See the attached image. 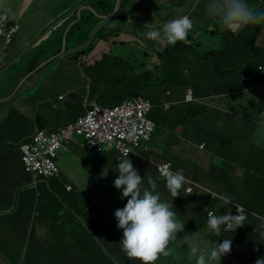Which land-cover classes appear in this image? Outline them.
Returning <instances> with one entry per match:
<instances>
[{
	"label": "crops",
	"instance_id": "1",
	"mask_svg": "<svg viewBox=\"0 0 264 264\" xmlns=\"http://www.w3.org/2000/svg\"><path fill=\"white\" fill-rule=\"evenodd\" d=\"M208 2L209 0H145L143 3L145 5L142 7L124 5V10H122L126 15L124 21L118 19L110 21V17L104 19L101 16L89 15L88 9L91 11L90 7H92L101 15H108L111 12L108 13L109 11L105 10L112 6V0H0V8L10 15L11 20L18 21L21 25L19 33L10 43H7L0 35V138L7 140L9 147L16 146L30 136L38 126L46 128L51 125V129H57L71 123L78 115L86 112L94 102L100 101L102 104L114 105L139 92L143 94L142 90L147 83L145 76L150 78L148 82L159 80L160 77L165 76L167 68L171 77L167 87H170L172 83H179L186 86L187 89L179 90L176 93L170 90L165 92L163 97L166 110L176 106L174 114L179 116L181 112L184 116L189 117L190 127L197 129V124L192 118L201 113L204 105L202 100L209 101L212 105V108H210L211 106L209 108L217 117V121L225 120L228 117L227 123L232 126L240 127L243 123L251 124V129L254 131L251 138L264 145V123H257L258 115L244 111L247 116L249 113L248 118L244 121H239L238 118V114L241 112L239 110L248 107L259 108L257 99H264V76H260L257 72V66L263 64L264 56L259 61H255L260 64L255 63L243 71L244 61L241 56L238 57L234 44L237 46L242 43L241 36L246 35L245 27L247 26L237 33L225 30L216 19L206 14L205 5ZM176 3L182 6V9H170ZM166 8L167 11L163 12ZM85 10L84 14L90 17V22L85 21L80 30L72 31L73 25L81 20V13ZM185 15H188L195 25L191 37H189L190 40L186 42H190L189 45L178 48L177 45H169L166 41L159 40L143 46L142 42L146 39L144 33L153 27L160 28L165 22ZM260 26L258 45L264 49V22ZM229 37H232L234 42L229 40ZM64 43L65 50H71L70 53L66 55L63 53L50 59V56L59 54L56 50L59 47L63 48ZM83 48L84 53L81 54L80 50ZM74 53L83 55L85 58L80 59ZM105 53L117 60L121 55L122 62L127 65L134 64L132 70L135 72V76L141 78L139 86L125 85V89L120 95L99 87L102 80L98 79L97 69H109L108 56ZM56 58H58L57 65L53 67L49 62ZM141 59H152L153 62L150 60L152 68L157 70H150L149 67L141 64ZM31 66L37 67L29 70ZM148 87L151 89V86ZM189 90H192L195 96V100L191 102L186 100ZM61 95L64 97L60 98ZM207 95H211L212 99H207L209 98ZM252 97H255L256 101L253 104H248L247 101ZM161 103L162 101H157L151 104L148 112L150 118L154 105L157 106ZM185 103H189L188 107ZM167 104H171V108H167ZM193 107L196 109L195 111L191 110ZM8 111L9 113H7ZM155 122L157 130L162 127L158 121L155 120ZM185 129L183 127L179 129L182 136L177 137L172 147L180 145L181 140L186 136ZM179 133H175V135H179ZM210 138L217 139L215 135L207 136L209 143ZM189 139L192 142H197L193 137H189ZM150 143L147 145L142 143L138 147L144 158L159 163L169 159L165 153L152 150ZM255 145L264 161V152L259 150L257 144ZM240 146L227 145L221 157H218L216 156L218 144L211 147L210 143V149L207 152L221 160H225L222 158H245V152L239 150ZM78 147L74 141L66 142L58 159L61 170L64 171L68 168L72 175H76L75 167L61 158H81L76 154ZM84 157L91 158L89 151ZM128 157L141 158L140 155ZM206 159L209 161V158ZM139 160L133 161L140 163ZM79 161L85 167L90 168L87 164L88 159ZM144 168L147 173L145 171L143 178H146L147 182V178L152 177L154 173L152 170L154 167L148 169V166H145ZM135 169L140 170V168ZM21 170L22 163L19 158L0 159V200L6 204L12 201V208L15 207L18 200V190L22 187L20 183L23 178L19 174ZM104 170H107L108 174L112 173L105 165L100 170V179L103 182H105ZM96 176L99 177V175ZM16 184L18 187L12 188ZM106 184L110 187L114 202L115 192L118 191L121 194L123 190H116L108 181ZM50 191L55 196L59 195L55 191ZM27 193H23L21 197L26 196ZM41 199L42 201L38 203L39 213L47 230L52 236L55 234L54 238L57 239L66 235L67 227L60 219L53 218L48 209V204L52 199L45 194L40 197ZM209 199L212 200L211 197ZM104 201L105 199L95 202L102 204ZM20 206L19 215L15 214V217L11 216L6 219L0 215V231L3 228L1 222L9 227L13 225L18 229L17 238L24 245L28 232L23 227L26 218L24 211L28 207L27 200L23 199ZM83 206L84 211L89 209L86 203ZM103 209V211L107 210L104 207ZM197 217H200L199 210L196 211L193 221L189 222L191 237L197 233L201 234L202 227ZM249 223V220L245 219L243 225L235 232L251 229L248 226ZM94 224L100 225L98 222ZM56 225L59 226L60 231H55ZM97 233L101 235L102 241L106 237L109 238L108 241L110 238L114 239L109 228L97 231ZM4 240V235L0 232V264H13L4 256V252L10 257L20 258L22 261L26 251L24 250L18 257L15 252L16 242L13 241L12 247L7 249L3 245ZM191 247L194 246L191 245ZM174 251V248H171L168 256H159L163 264L168 262L167 260L171 258L172 254L174 255ZM27 258L30 263L31 259ZM189 259L192 264V257L190 256ZM185 262L189 263L187 256Z\"/></svg>",
	"mask_w": 264,
	"mask_h": 264
},
{
	"label": "rangeland",
	"instance_id": "2",
	"mask_svg": "<svg viewBox=\"0 0 264 264\" xmlns=\"http://www.w3.org/2000/svg\"><path fill=\"white\" fill-rule=\"evenodd\" d=\"M117 1L118 0H116V3ZM144 5L145 4L141 2L138 3V6L140 7ZM170 9L180 10L182 9V6L176 3L175 5L171 6ZM166 11L167 8L163 10V12ZM98 14L102 16L100 13ZM190 35L191 31L188 34L187 41L190 40ZM153 42L154 41L152 40L145 39L142 44L144 46ZM50 53L51 51L49 52V54ZM61 53L53 55L52 57L50 56L49 58L53 59L56 56H59ZM74 54L80 59L84 58L83 55H80L78 53ZM112 54L113 56H115L114 53ZM105 55L108 56L107 65L109 69H97L98 79L102 80V82L99 83V87H101L103 90L112 91L116 95H120L125 89V85L139 86L141 78L140 76H135V72L132 70L134 64L130 63L127 65L122 62L121 55L118 56L119 60L111 57L108 53H105ZM135 55L136 53L134 54V56ZM57 59L58 58L52 60V62H49V64L54 67L55 65H57ZM150 60L152 61V59ZM150 60L141 59L140 63L145 65L146 67H149L150 70H154L155 68H152L153 61L151 62ZM243 71H246L245 67L243 68ZM257 72L258 74H260V76H264L263 70H257ZM169 73L170 72H168V69L166 68L165 76L160 77L159 80H152L150 82H148L150 78H148L147 75L145 76L147 88L145 89V91L143 89V93L150 98L151 102L162 101L161 104L157 106L154 105L151 112V118L158 121L162 125V127H160L156 131L153 140L150 143V148L152 150L155 149L159 152L165 153V156L169 158L168 160L172 159L174 161V166L177 170H182L183 173L194 178H200V181H204L213 191L217 192L218 194L223 196L226 194H231L238 199L250 200L252 203L251 206L243 204L245 205L247 212L264 216V164L263 160L261 159V153H259V151L257 152V147L255 144H257L259 150L263 152L264 145L262 142H256L251 138L252 134L254 133V131L251 129L252 125L243 123L240 127L232 126L227 123L228 117L225 120L222 119V121L217 122V117L211 112L210 108L208 107L206 110L202 109L201 113L198 116H194L192 118L197 124V129L190 127L189 117L184 116L181 112L179 113V116H176L174 114V108L176 106L172 107L169 110L165 109V98L163 97L165 95V92L167 93V91L170 90L176 93L179 90L187 89L186 86L179 83H172L170 87H167L169 79L171 78ZM125 76L130 78L127 79ZM148 86H151V89ZM255 101V97H252L247 101V103L253 104ZM257 101L259 104V109L263 110L264 99L260 98L257 99ZM99 103L101 102L99 101ZM185 104L188 107L189 103ZM190 105L193 106L194 104ZM204 106L205 104L203 105V108ZM239 120L243 119L239 118ZM181 127L186 128V138L184 139V141L181 140L178 147H172V144L177 140V137L182 136L179 133V129ZM46 128L51 129L52 126L48 125L46 126ZM175 133H179V135H175ZM210 135H215L217 137L216 140L214 138H210L211 147L214 144H218L219 148L216 150V156L221 157L223 152L226 150L227 145L233 144L235 146L241 145L239 147V150L245 152V158H222L225 160L215 158V156H213L210 152H207L210 149V143L207 140V136L210 137ZM189 137H193L197 140V142H190ZM76 139L79 144L84 142V139L81 136H76ZM183 142L185 143V145L183 144ZM202 143H206L207 147H201ZM87 153L88 149L86 145L83 147L79 146L78 152L76 154L81 158H61L62 160H66L67 163L72 164L75 167L76 175H72L68 168L63 171L60 167V171L55 178L39 181L40 192L45 194V192L47 193L48 190H52L53 192L55 191V193L57 192L59 194L57 196L59 200L61 198L67 203L78 202L80 204L86 203V201L89 199L95 201H101L105 199V201L100 205L107 209L106 211H104V214H106L108 219L105 221V223H101L99 226L93 224V228L98 232L109 228L111 234L115 235L113 226L115 224L116 226L118 225V220L115 217V211L117 209L123 208L126 205L128 198H122L121 193L119 196L114 198L113 202L110 187H108L106 184L109 180L110 174L107 173V170H104L105 172L103 174V178L106 182L105 183L100 179V170L103 169V167H105L106 165L107 169L109 171L112 170V173L118 177L119 173L116 170V165H118L119 163L118 157H122V155L116 151L112 152L109 148H107L106 155H93L94 158H91L92 163L90 161L87 162L90 168H87L79 161H84L85 159H87L84 157ZM206 158H209V161ZM259 159H261L262 161H260ZM132 162L134 168H140V170L138 171V173L140 174L142 169L141 163L135 161ZM95 174L99 175V177ZM67 184L71 185V193H68V191H66ZM157 184L159 185L160 182H158ZM238 184L242 186L244 196H242L237 191ZM141 188H148L149 190H151L145 179H143ZM115 194L117 193L115 192ZM39 199V197L36 198L37 203H40L42 201V199ZM188 200L189 197L185 195L183 201L186 202ZM10 202L11 201H9V203ZM204 202L208 203L206 207L216 204L218 207L217 212H219L218 216L227 214V212L221 210L220 200L205 199ZM96 203L99 204V202ZM186 203V211L183 214L182 218L187 219V221L190 222L194 218V215L196 213L195 205L189 202ZM58 210L60 211V214H62L60 206H58L56 211ZM37 211L40 212V206L37 208ZM86 212L87 211H83L82 213ZM205 214L206 217L200 216L197 217V219L201 221L204 220L207 223L208 213L206 212ZM67 218L72 219V215L67 214ZM260 223L261 220H259L257 217H254L250 220L248 226L251 227V230H254L260 226ZM1 224L3 228L0 232L3 233L5 238V240L3 241L4 247L7 249L12 247V242L15 241V252L18 257L21 256L24 250H28L29 253H39L40 251H45L47 255H49L51 251L47 246H49L50 244H55V234L53 236L51 235L49 230H47V228L45 227L43 219L40 216H36L32 219L30 227L28 228V233L26 235V243L24 245L21 244V242L17 238V230L9 227L4 222H1ZM65 227H67V229L65 230V233H67L70 228H68V226L66 225ZM223 229L224 226H222L221 228V234L216 235L208 228L202 234H194L191 239H188L186 243L182 244L186 247L192 245L202 250H210L212 246L219 244V240H224L229 237L230 232L224 231ZM55 231H60L58 225H56ZM69 239L72 240L73 237L69 236ZM261 239H264V235L261 236ZM103 240L104 241H98V243L108 252H112L119 246L118 244L116 245V247L108 249L109 245H114V239H112L111 243L108 241L109 238L107 237L103 238ZM41 242H44L46 246L41 245ZM257 243L258 238L256 236H253L250 233L249 229L248 232L244 233L243 240L238 242V244H240L241 246H245V251H243L241 255L254 249L257 246ZM192 264H196V257H193ZM212 264H219V261H213ZM220 264H243V262L240 260V258L235 257V255H232L229 252L225 255H222Z\"/></svg>",
	"mask_w": 264,
	"mask_h": 264
},
{
	"label": "clouds",
	"instance_id": "3",
	"mask_svg": "<svg viewBox=\"0 0 264 264\" xmlns=\"http://www.w3.org/2000/svg\"><path fill=\"white\" fill-rule=\"evenodd\" d=\"M91 8L92 7H90V9ZM92 9L91 10L93 12L95 11L94 13L97 16H100L94 8ZM205 11L209 17L216 19L225 30H229L233 33H237L240 29H242L247 25L261 24L262 22H264V10L253 9L252 7L249 6L247 0H209V2L205 5ZM111 15H109L108 17H103V16L101 17L105 19L111 17ZM8 24L9 23L7 22L8 27L13 25V24L8 25ZM193 26L195 28L193 21L190 19L188 15H185L165 22L160 28H155V27L151 28L149 31L144 33V36L146 39L152 41L164 40L169 45H175L177 42L179 43V41L186 43L189 32L190 31L192 32L194 30ZM80 53L81 54L84 53V48L80 50ZM240 56L243 58L244 61V64L242 66L243 68L244 67L246 68V67H252L255 63L260 64L259 62H255V61H259V59L264 55L259 53L255 54L253 52L252 54H250L249 57H247V54L244 53H240L238 57ZM257 70L264 71V64H260L259 67L257 66ZM139 95H142L144 98L148 99L150 103H153L148 97L144 96L140 92L133 96H129L126 99L114 105H107L99 102H94V103L103 107L113 108L117 105H121L123 102L127 100H130L132 97H137ZM63 97L64 95L60 96V98ZM186 100L188 102L195 100V96L192 90L188 91ZM94 103H92L87 108V110L91 108ZM203 103L206 104L205 102ZM166 107L171 108V104H167ZM86 112H84L83 114H85ZM83 114L78 115L75 118V120L72 121L71 123L58 127L57 129H51L50 131L47 130V132H45L46 128L38 126L34 130V132H32V134L27 137V140L25 139L24 141L21 142V144L19 143L20 151H21V145L25 142H28V140H32L33 136L39 130H43L47 134L58 131L61 128L74 124L77 121V118ZM257 115H258L256 118L257 123L258 122L264 123V119L262 118L264 116H261L260 114ZM156 130H157V123L155 125L154 131L156 132ZM135 135H136L135 129H132L128 132L127 138L130 141H134ZM76 136H80V135H75L72 138L66 139L62 142V147L59 149V156L56 158L59 171H60V165L58 159L60 157V153L64 149L66 141L70 139H76ZM152 138L148 141H144V143L147 145L152 141ZM185 138L186 136H184V139ZM84 142L86 143L85 140ZM190 142L192 141L190 140ZM138 147H135V150L130 155L128 151H125L123 155L121 154L122 157H118L119 163L118 165H116V170L118 171L119 175L117 177L116 175L113 174L110 176V179L108 180L109 184L112 187H114L116 190L118 189L123 190L122 198H128L126 205L123 208L117 209L115 211V217L118 220L117 227L123 229L122 230L123 237L121 239L122 251H124L130 259H139L142 261V264H154V262L159 258L160 255L168 256L170 254V249L174 248L175 250L174 255L179 251L180 252L183 251L185 253L188 252L190 253L191 257H196V264H212L213 261H217V260L219 261L220 264V259L222 255H225L229 252L232 255H235V257L240 258L243 264H264V255H262L264 254L263 252L264 248L260 249L256 246L251 251H248L243 255H241V253L245 251V246L244 245L241 246L240 244H238V242L243 240V235L245 232H248V230H241L238 232H235V230L240 226H242L243 221L246 219L245 213L247 212V210L245 208V205L243 204L238 205L235 213L228 211L227 214H223L219 216L218 214L215 215V213L218 210L210 208V205L208 207H205L206 205H208V203L204 202V200L209 199L210 197L212 199L218 198L217 200H220V206L222 210L224 207L226 208L225 204L231 203L229 197L220 195L217 192L213 191L204 181H200V178H194L192 176L183 173L182 170H177L174 166L173 160H167L165 162L159 163L152 159L144 158L141 152L139 151ZM201 147L206 148L207 147L206 143H202ZM87 149H89V147H87ZM112 149L116 151L113 147ZM99 151L101 153H104V151H101L100 149ZM139 155L141 156V158H138L140 159L139 162L142 165L141 170H145L144 168L145 166H148V168L155 166L156 171L161 175L156 179H153L151 176L147 178V183L150 186L151 190H149L148 188H144V189L141 188L144 179L143 176L145 173L140 172L139 174L138 170L134 168L133 162L131 161V160H136V158L129 159L128 157V156L133 157ZM21 163L23 164L24 167L22 157H21ZM162 164H170L171 171L169 170H164L163 172L160 171L159 165ZM160 178H163L166 183L158 187L156 180ZM40 180H46V179L43 177H39L34 181L32 177V181H33L32 184L35 187H37L40 184L39 183ZM66 189L68 191L72 189L71 185H67ZM27 190H28L27 187L25 188L21 187V189L18 190V194H17L18 199L21 198V195L23 193H26ZM116 193L117 194H115V197L120 195L118 191ZM185 195L189 197V200L186 202L194 204L195 210L196 211L199 210L200 215H202L200 213L201 209L203 207L206 208V212L208 213L207 227L212 232H214L216 235H220L221 228L222 226H224L223 230L230 232L229 237L224 240H219V244L212 246L210 250L209 249L202 250L197 247H191V246L186 247L185 245H183L182 243H186L188 239L192 238L191 237L192 232H191V228L189 227V222L187 221V219L182 218L183 214L186 211V204H187L185 201H183ZM20 203L21 201L18 202L17 200L14 208H12L11 205L9 208H6L8 210L0 211V215L1 216L7 215V217H11V216L15 217V213H14L15 210H16V214L19 215V210L21 208ZM201 203L203 204L207 203V204L202 205ZM24 215L26 217L24 224H27L29 220L32 221L34 217L40 216L39 212L37 211V207L33 209V206L29 204L28 207L26 208V211H24ZM254 215L261 217L263 219L259 227H257L254 230L250 229V233L253 236H256L259 241L261 240V236L264 235V216L259 214H254ZM246 220H249L250 222L251 219H246ZM99 224H101V222ZM85 227L87 229L92 230L97 243L98 241H102L101 235H99L93 227H92L93 229L89 225H85ZM208 228L202 229L201 234L204 231H206ZM4 256L7 259H9L10 262L13 264H23L24 259L21 261L20 258L17 259V257H10L6 252H4ZM247 258H251V259L247 260ZM13 259H17V260H13ZM169 259L171 260V258ZM255 259H257V261Z\"/></svg>",
	"mask_w": 264,
	"mask_h": 264
},
{
	"label": "trees",
	"instance_id": "4",
	"mask_svg": "<svg viewBox=\"0 0 264 264\" xmlns=\"http://www.w3.org/2000/svg\"><path fill=\"white\" fill-rule=\"evenodd\" d=\"M112 1H113L112 6H109L108 9L105 10V11H109L108 13H110L113 10V7L115 6L116 0H112ZM139 2L144 3L145 0H121L118 11L115 14L111 15L110 21H114L116 19L124 21L126 19V15H125V12L122 11V10H124L123 6L124 5H136L137 6ZM247 3L253 9L264 10V0H247ZM84 12H86V10L81 13V20H79L78 22H76L73 25L72 31L77 30V29L80 30L85 21L90 22V17L85 16ZM88 12H89V15L91 14L92 16H97L94 12H92V10L90 11L88 9ZM0 18L5 19L9 23L8 25L18 24V30L14 33V35L11 39V41H13V38L20 31V28H21L20 23L17 21L11 20L10 15L2 8H0ZM245 28H246L245 30H247V33H246V35L243 34V36H241L242 39L240 41L242 43L238 44L237 46L234 44V49L238 52V55L240 53H244V54H247V57H249L250 54H252L253 52L255 54L256 53L263 54L264 49H261L260 48L261 46L258 45V41L260 39V28H261L260 24H250V25H247V27H245ZM237 35H239V34H237ZM68 37H69V35L67 34V38ZM189 37H191V36H189ZM229 40H232L234 42L232 37H229ZM10 42H7V43H10ZM179 43L175 44V46L177 45L178 48H179V46H186V45L190 44V43H185V42H180V41H179ZM57 51L59 53L62 52V48L59 47L56 50V52ZM70 51L71 50H64L61 54L64 53V55H66L67 53H70ZM35 67H37V66H31L29 68V70H33ZM145 87H146V85H145ZM142 92H143V90H142ZM143 95L148 97L144 93H143ZM207 97H209V98H207L209 100L212 99L211 95H207ZM203 102L206 103L203 109L206 110L210 106H211L210 108H212V105L209 101H203ZM191 110L195 111L196 109L193 107ZM239 111H241V112L238 114V118H241L243 120H246L248 118V116L244 114V111L252 112L254 115H257L259 113L261 116H264V110L256 108V107H248L247 109L239 110ZM7 113H9V111ZM262 118L264 119V117H262ZM243 120H239V121H243ZM228 121H229V118H228ZM47 130L50 131L51 129H46L45 132H47ZM154 135H155V131L153 132V137H154ZM26 140H27V138H26ZM6 141L7 140L0 138V153H1L0 159L19 158L21 160V157H22V153L20 151V144L21 143L16 145V146L14 145V146L9 147V144ZM69 141H74L78 146H81V147L86 145L85 142L79 144L77 139H70L66 142H69ZM101 146L104 149V153H101L99 151L98 147L96 146V147H92V148L88 149L89 156L91 158H94L93 155L104 156V155H106V149L107 148H109L112 152L114 151L108 143L101 144ZM91 158H87V159L90 162H92ZM136 159H138V158H136ZM170 160H172V159H170ZM259 160L262 161L261 159H259ZM263 164H264V161H263ZM148 169H152V168L149 167ZM152 170L154 171L153 174L151 173L153 179H156L157 177L161 176L156 171L155 166H154V169H152ZM145 171L146 170H144V171L141 170V172H144V173H145ZM146 173H147V171H146ZM19 174H21V176L23 178L21 180L20 186H22V188L27 187L28 190L26 192H28V193L26 196L19 198L18 202L22 201L23 199H26L27 203L29 205L33 206V209L35 207L38 208L39 202L37 203L36 198H38V197L40 198L41 196L44 195L42 192H40L39 185L37 187H35L32 184L33 183L32 177L30 174H28L25 171L23 164H22V170L19 172ZM111 175H113V173H111L109 175V177ZM156 182L157 183L160 182L158 187H160L166 183L163 178L157 179ZM17 187H18V185L16 184L12 188H17ZM237 191L242 196H244V194H243L244 191L242 190V186L240 184L237 185ZM68 193H71V191ZM45 195L52 199V201L49 202V204H48V209L50 210L51 216L53 218L60 219L64 223V225H66V226H68V228H70V230L66 233L65 236H61L58 239L55 238V240H54L55 244H50L49 246H47L48 249L51 251L49 255H47V253L45 251H40L39 253H29L27 250L25 258L23 260V264H53V263H56V264H142L141 260L130 259L127 256V254L124 251H122L121 239L123 237V231L120 228H118L116 226V224L113 226L114 233H115V235H113L114 245L112 246V245L108 244L109 245L108 249H112V248L116 247V245H118V244H119V246L117 247V249L113 250L112 252H108L102 246H100L96 242L92 230L87 229L85 227V225H89L92 228L93 223H96V222L105 223V221L108 219V217L106 216V214H104V211H103L104 209H103L102 205L97 204L95 201H92L91 199H89L86 201L87 206L89 207V210H86L87 211L86 213H82L84 211V206H83L84 203H80V204L78 202L67 203L61 198H60V200H61L60 201L59 198L57 196H55V194L52 193L50 190H48L47 193L45 192ZM224 196H228L231 200V203L225 204L226 208L224 207L222 209L225 212L229 211V212L235 213L237 206L240 204H245L247 206L252 205L251 201L247 200V199H238L231 194H226ZM11 204H12V201L10 203L6 204V203H4V201L0 200V211L8 210L6 208H9L11 206ZM58 206L61 207L62 214H60L59 210L56 211ZM205 207H203L201 209L200 213L202 215H200V216L206 217V214H205L206 208ZM210 208L218 210V207L216 204L210 205ZM14 213L16 214V210L14 211ZM94 213H96L97 215H95ZM67 214H71L72 219H68ZM217 214L218 213L216 212L215 215H217ZM3 217H5L6 219H9L7 217V215H4ZM245 217H246V219H253L254 217H257L259 220L263 221V219L261 217L255 216L253 213L250 214L249 212L245 213ZM30 223H31V221L29 220V222L27 224H24L23 227L28 229V227H30ZM200 223H201L200 225H201L202 229L208 228L206 225L207 224L206 221L200 220ZM10 226L13 227L15 230H17L13 225H10ZM69 236H72L73 239L72 240L69 239ZM109 242L110 243L112 242L111 238H110ZM41 245L46 246L44 242H41ZM257 247L260 249L264 248V239H261L258 241ZM186 256H187V260L189 262L188 264H191L190 259H189L190 253H188V252L185 253L183 251L173 255L171 257V260L170 259H169L170 261L167 260L168 262L165 264H187L185 262ZM27 257H29L31 259L30 263H28ZM192 259H193V257H192ZM249 259H251V258H247V260H249ZM13 260H17V259H13ZM255 260L257 261V259H255ZM154 264H163V263L160 260V258H158L154 262Z\"/></svg>",
	"mask_w": 264,
	"mask_h": 264
},
{
	"label": "built area",
	"instance_id": "5",
	"mask_svg": "<svg viewBox=\"0 0 264 264\" xmlns=\"http://www.w3.org/2000/svg\"><path fill=\"white\" fill-rule=\"evenodd\" d=\"M18 24L7 26V22L0 18V35L6 42H10ZM150 101L142 95L132 97L113 108L93 104L87 112L77 118L74 124L61 128L58 131L45 133L39 130L32 140L21 145L22 161L26 172L30 173L34 181L43 177L52 179L59 172L56 158L62 142L80 135L89 148L98 147L104 151L101 144H110L118 153L125 151L129 155L135 147L152 138L155 130V121L148 116L151 108ZM135 129L134 141L127 138L130 130ZM160 171L169 170L170 164L159 165Z\"/></svg>",
	"mask_w": 264,
	"mask_h": 264
},
{
	"label": "water",
	"instance_id": "6",
	"mask_svg": "<svg viewBox=\"0 0 264 264\" xmlns=\"http://www.w3.org/2000/svg\"><path fill=\"white\" fill-rule=\"evenodd\" d=\"M120 1L121 0H118L117 1V3H116V6H115V8H114V10L111 12V14H114L116 11H117V9H118V6H119V4H120ZM92 9V8H91ZM93 10V9H92ZM95 12V11H94ZM111 14H109V15H111ZM109 15H102L103 17H108ZM65 42V41H64ZM65 50V43L63 44V48H62V52Z\"/></svg>",
	"mask_w": 264,
	"mask_h": 264
}]
</instances>
